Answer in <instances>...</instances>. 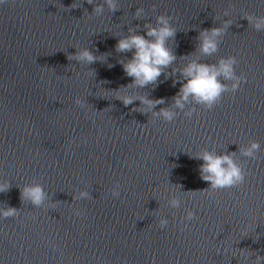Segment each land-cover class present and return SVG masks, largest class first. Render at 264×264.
I'll list each match as a JSON object with an SVG mask.
<instances>
[{
	"label": "water",
	"instance_id": "obj_1",
	"mask_svg": "<svg viewBox=\"0 0 264 264\" xmlns=\"http://www.w3.org/2000/svg\"><path fill=\"white\" fill-rule=\"evenodd\" d=\"M73 3L80 7L69 11ZM118 3L115 13L105 4L103 16L87 0L0 4V184H11L0 208L19 210L0 216V264H254L257 253L264 256V29L245 16L264 17V0ZM140 7L144 18L136 19ZM161 14L177 30L169 75L120 89L132 78L118 61L132 53L117 52L118 40L138 26L146 35L143 25L155 26ZM225 21L217 52L204 55L201 31ZM85 47L107 61L68 59ZM229 57L237 59L235 76L247 77L235 93V81L220 75L229 91L212 109L191 96L175 106L184 67L196 61L219 68ZM126 92L165 103L133 111L146 106L136 100L125 107L115 97ZM161 109L175 112L174 120L155 115ZM254 141L259 151L244 156ZM204 151L234 153L245 182L208 189L204 162L195 158ZM37 184L46 194L39 207L21 199L26 185ZM187 211L196 213L193 221L183 220ZM162 219L169 221L163 229Z\"/></svg>",
	"mask_w": 264,
	"mask_h": 264
},
{
	"label": "clouds",
	"instance_id": "obj_2",
	"mask_svg": "<svg viewBox=\"0 0 264 264\" xmlns=\"http://www.w3.org/2000/svg\"><path fill=\"white\" fill-rule=\"evenodd\" d=\"M7 0H0V4L6 3ZM87 3L94 5L93 13L96 16H103L105 11V4L110 12L115 13L120 10L118 7V0H104V3L94 4V0H87ZM80 6L73 3L71 9L79 8ZM143 7L137 8L135 12L136 19L144 18ZM250 24L254 23V27L259 31L264 29V17L245 16ZM172 17L168 15H158L156 17L155 26L152 23H145L143 25V31L146 35L139 34L138 29H129V35L124 36L118 40L116 45V51L119 53L131 52V58H121L118 63L123 66L126 76L132 78V83L126 86H121L120 89H132V88H145L148 85H155L159 82L161 75L167 76L169 73L165 72V69L177 60L172 47L169 46V41L174 42L177 30L172 23ZM231 21H225L222 26L213 27L211 29H203L198 37L199 47L201 52L206 56H211L218 50L217 37L221 36L227 27H229ZM68 59L76 60L83 65H92L97 61L104 63L107 61V56L98 57L89 48L85 47L77 49V52L73 55H69ZM237 63L236 57H229L220 61V66L217 68L215 65L199 63L193 61L182 69L181 74L187 81L183 83L180 92L174 98L175 106L178 108L184 107V102L188 101L191 96L197 103L205 105L208 109H212L214 105L222 100L223 93L229 91L226 84L220 82L218 77L223 75L225 80H234L235 82L231 86V91L236 92L241 82H247L246 76L236 77L234 74V65ZM111 68L113 65L108 64ZM107 83V81H105ZM120 89L115 90L117 92ZM126 92L124 95L115 97L121 101L125 107L133 105L136 100L140 101L141 105L146 107L134 108L133 111H141L147 113L148 110H152L158 104L165 103L164 99L150 100L147 96L130 95ZM75 104L81 108L85 107V101L80 98H76ZM155 115L162 117L167 122H172L176 116V113L168 110L161 109L159 113ZM191 115V113H188ZM86 142V141H85ZM260 145L258 142H252L250 147L242 149V154L246 157H253L256 152L259 151ZM234 153H226L223 155H216L209 151H204L195 157L196 159L203 160V164L200 165L201 179L210 182L208 189L222 190L229 189L243 184L246 180L247 173L245 170L235 162ZM11 184H0V193H6L10 190ZM119 188V184L116 185ZM206 190V189H204ZM114 195L119 193L114 190ZM45 192L42 185L25 186L21 191L22 200H30L31 203L37 207L43 204L45 200ZM88 193H81L82 197L87 196ZM173 208H179L181 201L177 198H173L170 201ZM19 214V210L13 207L0 208V216L3 218L15 217ZM196 218V213L193 211H187L186 216L183 217L185 221H193ZM169 224L167 219H162L159 222L161 229L165 228ZM187 227V224H185ZM243 254V250L241 252ZM247 259V257H245ZM264 262V256L256 254L254 264H262Z\"/></svg>",
	"mask_w": 264,
	"mask_h": 264
}]
</instances>
